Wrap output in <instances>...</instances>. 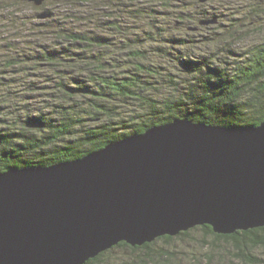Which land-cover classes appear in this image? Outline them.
<instances>
[{
	"label": "trees",
	"instance_id": "1",
	"mask_svg": "<svg viewBox=\"0 0 264 264\" xmlns=\"http://www.w3.org/2000/svg\"><path fill=\"white\" fill-rule=\"evenodd\" d=\"M131 1L118 11L102 3L107 19H97L92 28L62 26L52 21L50 8L47 18L0 8L7 32L20 33L30 23L40 26L37 34L32 27L38 41L21 43L23 36L16 35L0 69V173L78 159L175 118L234 128L264 120V39L246 47L240 59H218L209 47L195 56L188 41L165 35L169 29L152 7L158 0H144V6ZM208 15L218 21L201 24L200 19L195 27L220 22L216 14ZM68 17L80 19L73 12ZM235 34L232 30L221 39L222 47L228 48L231 38L239 44ZM22 73L32 77L19 85ZM197 228L204 230L202 239L191 231ZM180 242L195 247L192 255L187 253L191 256L179 250ZM116 248L131 252L121 264H179L185 259L196 264L201 255L211 258L220 250L232 256V264H264L256 255L264 250V227L219 234L201 225L141 246L122 241L85 264H104Z\"/></svg>",
	"mask_w": 264,
	"mask_h": 264
},
{
	"label": "water",
	"instance_id": "2",
	"mask_svg": "<svg viewBox=\"0 0 264 264\" xmlns=\"http://www.w3.org/2000/svg\"><path fill=\"white\" fill-rule=\"evenodd\" d=\"M201 225L264 227V120L175 118L78 159L0 173V264H85L122 241Z\"/></svg>",
	"mask_w": 264,
	"mask_h": 264
},
{
	"label": "rangeland",
	"instance_id": "3",
	"mask_svg": "<svg viewBox=\"0 0 264 264\" xmlns=\"http://www.w3.org/2000/svg\"><path fill=\"white\" fill-rule=\"evenodd\" d=\"M47 1L49 8L53 9L52 11L54 12L52 21H57L62 26L78 27L79 25H84L86 27L89 26L92 28L96 26L97 19H107L106 16L102 17L104 14L102 12V10H104L102 3H108L111 6V10L118 11L121 10L120 7L124 4L129 5V1L131 0H92L91 3H82L80 2V0ZM161 1L169 2L173 6L168 10L164 8L161 3H159L160 0L155 1L154 5H152V7L156 11L154 12V14L158 16L157 19L163 26L166 27V29H169V33H165V35H173L174 37H180L183 38L184 41H188V45L190 49H192L191 53L195 54V56L204 55L203 52L206 51V48L209 47L210 51L213 52V54L216 55L218 59H226L225 55H227L231 60L236 58L240 59L242 52L245 51L246 47H249L255 41H262L264 39V0H211L206 3L204 1H202V3L200 0H175L173 2H170L169 0ZM139 2L141 3L140 6H144V0H140ZM132 3L135 4L134 2ZM255 6L256 10L253 9ZM132 9L135 8L132 7ZM18 11L21 12L24 10L18 8ZM41 12L44 11L42 10L40 11V13ZM72 12L76 14V16H78L80 19H85V21H79L80 19L76 18H69L68 16L69 14H72ZM27 13L29 15H32V13L29 11ZM208 13L211 15L213 13L216 14L219 17L220 22L216 25H210L207 27H195L199 25L200 19H208ZM2 14H4L3 11H0V15ZM89 17L93 20H87L89 19ZM6 19L3 18L2 20H0V69L2 66V62H4L6 59V56L12 54L10 50L11 43H13L14 41H18L16 39V35L23 36L22 39L19 40V42L22 43L24 41L26 42L39 40L34 37V31H32V27L34 29L36 28V34L40 33V31H38V28L40 26L38 27V25L32 23H30L29 26H25L24 28L19 30L20 33H18L17 31L13 33L15 29H11L12 32H7L8 30L5 31L4 29L8 26L7 23L1 22ZM136 25H139V22H136ZM190 25L194 27H191L189 30L188 26ZM168 26L171 27L169 28ZM258 29L261 30L258 31ZM232 30H236L235 37L239 40V44H235V39L231 38L229 40L231 42V45L228 48L224 46L222 47L221 39L228 37V34ZM28 34L31 35V37L27 39L26 37ZM44 38L46 37H43V39ZM18 53L20 52L15 51V54ZM5 74L12 73L10 71L6 72ZM21 75V79L19 80L20 82H18L19 85L22 83L23 78L27 79V77H32L30 74L25 75V73H22ZM191 231H196L194 234H196L199 239H202L203 233L201 231H204L203 229L197 228ZM177 246L180 251H186L185 253L188 257L192 255V251H194L193 249H195V247H193V249L190 248L187 242L177 243ZM130 253L131 252L128 250L116 248L110 254L105 256L104 264H121L127 259ZM187 253H191V255H188ZM213 253V258L211 257L212 259L210 258V256L208 258L207 254L201 255L199 258L200 260L197 261L196 264H232V256L230 255L226 257V254H224L223 250ZM256 255L258 256V258L264 259V250L259 249L256 252ZM233 259L238 262V259L235 256L233 257ZM188 261L189 260L185 259L179 261L178 263L188 264Z\"/></svg>",
	"mask_w": 264,
	"mask_h": 264
},
{
	"label": "flooded vegetation",
	"instance_id": "4",
	"mask_svg": "<svg viewBox=\"0 0 264 264\" xmlns=\"http://www.w3.org/2000/svg\"><path fill=\"white\" fill-rule=\"evenodd\" d=\"M5 6H11V9L13 10L21 8L25 11L31 12L32 14L35 13L36 18H39L41 14L49 9L47 0H0V8ZM42 10L44 12L40 13Z\"/></svg>",
	"mask_w": 264,
	"mask_h": 264
}]
</instances>
